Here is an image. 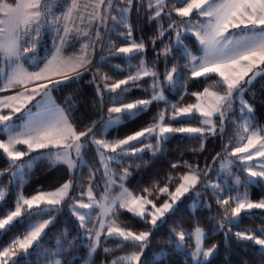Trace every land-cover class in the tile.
Returning a JSON list of instances; mask_svg holds the SVG:
<instances>
[{
	"label": "snow or ice",
	"instance_id": "1",
	"mask_svg": "<svg viewBox=\"0 0 264 264\" xmlns=\"http://www.w3.org/2000/svg\"><path fill=\"white\" fill-rule=\"evenodd\" d=\"M183 6L175 7L173 11L179 18H189L182 24L177 25L175 20L169 24V28L177 29L175 32L177 43L182 44L181 31L191 33L200 46L202 55H194L187 46L184 47L183 56L187 59L184 68L188 69L187 79L205 78L212 76L218 77L210 87H205L202 92H193L196 103L186 106L173 104L172 113L167 117L166 111L158 113L157 117L148 127H145L135 133L126 136L123 139L109 141L104 138L92 139V143L97 147V153L100 156L101 163L105 169L107 177L105 194L100 200L93 195L91 181L94 179V173H90L89 186L86 193L82 192L81 197L87 195V202L78 199L72 206L73 215L80 221V227H86V215L81 214L78 209H91L94 206L100 208V214L97 218V226L88 229L91 244L89 245V256H92L100 246L101 236L106 234V238L117 239L123 246L124 242H130L133 246L141 249L139 253L132 252L124 256H119L111 261V264H143L141 257L144 255V249L148 247L151 231L134 232L126 228L119 221L118 211L120 209L134 214L152 226H156L164 214L173 208L176 200L184 193L194 189L199 183L200 171L189 172L180 177V183L175 189V193H170L171 203L165 201L157 206L152 199L148 197L152 193L144 189L146 195H134L124 186L123 181L130 175L128 169H124L119 174V191L115 194L110 189L116 185L115 173H112L108 167V162L114 160L116 156L106 155L113 153L116 155L137 154L143 152L145 148H154L153 154L159 152L162 141H166L173 134H195L199 137L206 135H217V132H223V123L226 111L231 110L233 101L240 96L241 111L248 114L233 140L236 146L232 147V140L223 145L225 158L221 163V169L229 170L231 166L239 161L244 165L243 170L247 172L250 178H260L264 180V128H258L252 123L254 109L243 100L245 86L251 84L255 76L264 73V0H177ZM128 8H116L113 0H71L67 10L62 16H53L48 5V0H18L15 6L0 3V13L4 18L0 19V92H7L12 89L22 88L23 91L14 95L0 97V133L4 137L0 138V155H4L9 161V168L15 169L12 175H16L30 161H23L25 156L39 150H49L50 158L57 162L64 163L69 170L76 168V162L73 159V153L77 159L81 157V150L85 146L82 138L88 137L92 133L89 127L83 131H77L70 114L64 108L55 104L51 99L50 85L58 84L63 80L79 78L82 71L87 70L90 63L88 49L91 43H85L81 46V53L75 57L65 58L62 53V46L66 38L73 33L91 42V25L99 20L103 22L108 14L115 10L119 15L111 16V19L119 25H122L126 31V43L123 46L116 47L112 45L110 54L115 56H124L131 59L140 57L145 52L143 41L137 42L132 37L131 24L128 21V12L132 0H127ZM168 6V0H148V8L151 13V19L161 17ZM171 16V12L167 13ZM203 18L191 19L193 15ZM52 16L50 20L49 17ZM52 24L57 26V39L60 44L56 47L51 59L47 61L43 68L38 71H29L23 63V57L34 50L36 41L40 35L42 27ZM84 25L85 27H81ZM161 31L160 35H163ZM96 39L99 40L100 34L97 30ZM171 49L165 50V55ZM252 74L251 76L249 74ZM71 74V75H70ZM180 74V67L173 64L171 69H166L164 79L170 84L177 82V76ZM63 77V80H53V77ZM145 77L153 79V94L150 99H137L131 102H125L123 95L129 91L130 82L135 84L138 80ZM248 79H245V78ZM104 83V89L117 95L112 98L113 104L107 109L108 125L120 123L124 117L134 118L138 113H142L154 101L165 100L162 91L159 88V74L154 68L149 67L147 62L140 58L135 70L126 78L108 83L111 77L104 75L101 77ZM95 80V77H93ZM29 85H34L29 88ZM119 90V91H118ZM97 94L102 97V92L97 86ZM41 96L38 102L39 110L33 113L28 105ZM7 110V111H5ZM23 114L25 120L23 124L17 126L14 123V115ZM113 114H118L113 116ZM199 116L201 126L190 125V120H183L184 117ZM214 118L220 120V128ZM172 121H180V126H175ZM154 137L155 146L146 144L143 147H137L133 142L142 144L144 139ZM26 146L21 150L18 146ZM51 149H56L55 153ZM203 150V144H201ZM235 157L236 161L227 159ZM220 153H217V157ZM255 158H261L257 167L255 164H249ZM215 159V158H214ZM20 163H17V162ZM178 165L173 164L176 168ZM191 168V165H188ZM206 174V173H205ZM4 171L0 170V176ZM171 180V177L169 178ZM236 183L240 184L239 177ZM214 189H221L219 184L209 183ZM73 187L71 180L63 183L58 189L52 192L40 191L30 197L20 194L16 197L12 208L0 216V232L7 233L15 223L25 217L41 216L50 214L56 205H60L69 198V192ZM160 193H167V186L159 188ZM199 195V193H197ZM6 199V193L0 189V202ZM217 203L224 210L223 221L219 228H225V222L228 225H234L242 214L250 213L253 210H264V199L253 201L247 191L238 194L235 197L228 196L217 197ZM151 206V208H149ZM150 217V219H148ZM52 223L50 219H41L39 222L30 225L29 230L22 238L12 239L7 246L0 248V264H21L20 257L27 254L28 250L40 240L42 234L48 225ZM231 231V227L228 228ZM94 233V236L92 235ZM227 235V233H226ZM178 238L177 247H181L186 238V233L180 231L175 233ZM238 240L250 241L264 249V229L243 230L235 232ZM194 239V251L191 253L194 259L203 257L206 261L217 250L216 245L205 249L203 247L205 240L204 230L197 226L188 236ZM105 252L110 251L105 248ZM163 255V250L161 251ZM56 264H60L59 261ZM87 264H91L88 261Z\"/></svg>",
	"mask_w": 264,
	"mask_h": 264
},
{
	"label": "trees",
	"instance_id": "2",
	"mask_svg": "<svg viewBox=\"0 0 264 264\" xmlns=\"http://www.w3.org/2000/svg\"><path fill=\"white\" fill-rule=\"evenodd\" d=\"M6 1L14 2L15 0ZM113 4L116 8L129 7L127 0H113ZM173 5L175 7L183 6L177 0H168L165 13H162L159 18L151 19L148 0H132L130 11L127 14L132 30L131 39L137 42L143 41L145 52L140 57L131 59L130 63L124 56L110 54L112 45L123 46L127 40V30L111 19L113 15L119 19L115 10L111 11L103 22L97 20L91 25V42L77 33L69 36L67 47L78 52H81L82 44L91 43V47L88 49L89 59L91 57L90 63L79 78L60 79L63 82L50 85V88L55 102L70 114L77 131L91 127L92 133L88 137L92 135L101 138L106 136L112 140L123 139L151 125L161 111H166L167 117H170L173 104L182 107L196 103V99L191 93L202 92L205 87H210L212 82L218 79L215 76L208 79L186 78L188 69L183 67L187 64V59L183 56V47L190 48L194 55H199L201 50L195 37L190 33L183 34L182 44L174 43L177 29L169 28V24L172 20L178 23L183 22L186 18L177 17L173 11ZM168 12H171V16L167 14ZM81 27L85 26L81 25ZM97 30L100 34L99 40L95 36ZM161 31H163V35H160ZM166 49H171L167 55H165ZM140 58L144 59L149 67L154 68L159 74L157 90L162 91L165 100L154 101L146 111L138 113L134 118L124 117L118 125L105 132V124L109 116L107 109L112 106V98L117 94L104 89L105 81L101 77L104 75L111 77L108 83L124 79L135 70ZM173 64L180 67V74L177 76V82L170 84L164 79V75L166 69H171ZM152 84L151 77L138 80L135 84L130 82L129 91L123 95L122 99L125 102L150 99L153 94ZM98 85L103 94L102 97L97 94ZM238 104L234 110L235 115L225 118L224 131H218L215 136L199 137L195 134H173L166 141L160 143L161 150L155 155L153 154L154 148H145L143 152L134 155H124L120 165L127 166L130 172L124 181L125 187L134 195H146L144 189H148L152 193L148 198L156 204H162L170 198L169 194L175 191L181 182L180 177L189 171L199 170L203 179L206 177L216 179L220 175L221 159L225 157L223 145L232 140L231 146H236L233 136L242 124V111ZM254 105L257 120L264 122V88L258 89ZM199 119L198 115L183 118L185 121L190 120V125H200ZM216 122L219 130L220 120L217 118ZM172 123L175 126H180V121H172ZM185 126H189V124H185ZM133 144H136L137 147H143L146 144L155 146L156 140L151 137L144 139L143 145L137 142H133ZM201 144H203V150H201ZM217 153H220L218 158H216ZM92 164L94 179L91 181V186L98 193L104 192L107 181L105 172L99 161H93ZM173 164L178 166L173 168ZM188 165L192 167L189 168ZM237 168L236 172L243 177L244 182L236 186L230 185L229 188L247 191L253 201L264 199V182L262 180H259V183L248 182L243 164L240 163ZM0 170L4 171L2 182L10 188L6 199L0 202V216L12 208L16 197L21 193L25 197H30L40 191L57 189L69 180L73 182L72 195L52 210L55 220L48 227L40 243L27 255L20 257L21 264H41L43 261L52 259L55 251L61 255L62 264H83L85 261H91V264H103L110 262L116 254L141 251L130 242H124L123 246H118L120 242L117 239L109 238L103 240L97 251L89 256V245L85 242L83 228L80 227V221L73 215L70 208L71 200L81 198V195L75 190L79 188L85 190L89 184V176L92 172L87 164L81 167L80 172L70 171L66 164L56 162L50 158L48 153L41 154L34 159L33 166L26 167L24 177L18 178L12 183V169L9 168V161L4 155H0ZM81 174L84 175L81 182L85 181L86 184L78 183ZM230 180L231 178H229ZM165 186L168 187L169 192L160 193L159 188ZM204 194V202L194 210L189 204L191 195H187L156 226H152L145 219L126 210L118 211V222L126 228L136 232L148 230L152 233L149 237L148 247L141 257L143 264H194L192 256L189 254V249L194 247V239H189L188 236L197 226L206 230L205 246H217L216 254L199 264H264V250L259 245L250 241L238 240L235 236L237 231L229 232L227 222H225L224 229L219 228L220 222L223 221L224 210L217 203V197L225 198L222 191L209 187ZM207 200L210 202L209 205L205 204ZM35 217V215L25 217L15 223L7 233L0 232V248L7 246L14 238H22L28 230L31 220ZM231 227L240 231L254 229L259 234V230L264 229V210L257 209L242 214L240 220ZM176 231L186 233V243L189 248L182 250L176 248ZM105 248L110 251L105 252ZM162 250L163 255L157 257V253H161Z\"/></svg>",
	"mask_w": 264,
	"mask_h": 264
},
{
	"label": "rangeland",
	"instance_id": "3",
	"mask_svg": "<svg viewBox=\"0 0 264 264\" xmlns=\"http://www.w3.org/2000/svg\"><path fill=\"white\" fill-rule=\"evenodd\" d=\"M17 2H18V0H16V2H9V1H6V0H0V3H6V4H9V5H12V6H15V4H16ZM3 18H4L3 13H1L0 19H3ZM187 19H189V18H186L185 20H187ZM191 19L193 20V22H195L196 19H203V18L197 17V16H195V14H194L193 17H192ZM183 22H184V21H183ZM183 22H178L177 25L182 24ZM184 33H188V32H183V31H181V40H182V41H183V34H184ZM190 34H191V33H190ZM68 39H69V37L66 38V42H65L64 45L62 46V53H63V56H64L65 58L78 56L81 52H78V51L74 50V49L71 48V47H67ZM85 43H88V42H85ZM85 43H84V44H85ZM174 43H177V41H176V37H175ZM178 44H180V43H178ZM81 46H82V45H81ZM90 47H91V46H90ZM187 48H188V47H187ZM183 49H184V47H183ZM188 49H190V48H188ZM88 53H89V51H88ZM199 55H202V51H201V53H199ZM27 57H28L27 55L23 57V63H24V66H25L29 71H38L40 68H33V67H31L30 64H29L28 61H27ZM90 59H91V57H90ZM1 66H2V65H1ZM43 67H44V66H43ZM43 67H41V68H43ZM249 75L251 76L252 74L250 73ZM57 79H63V77H56V76L53 77V80H57ZM245 79H248V78L246 77ZM257 84H258V86H257ZM33 86H34V85H29L28 87L31 88V87H33ZM260 88H261V89L264 88V73H261V74L256 75V76H255V79L252 80L251 84L245 86V91L243 92V100H245V101H246V102H247V103H248V104L254 109V113L252 114V115H253L252 123L255 124L258 128H264V122L258 121L257 118H256V116H255V105H254V99H255L256 96H257L258 89H260ZM21 91H23L22 88H16V89H12V90L7 91V92H0V97H2V96H6V95H14L15 93H17V92H21ZM50 95H51V99L55 102V99H54V97H53V95H52V92L50 93ZM240 99H241L240 96H237V97L234 99V101H233V106H232L231 110L226 111L225 118H227V117H229V116H232V115H235L234 110H235L236 105L238 104V102H239L238 105H239V107H240V109H241V102H240ZM40 101H41V96H37V97H36V100H34L31 104L28 105V108H29L33 113H35L36 111L39 110V108H38L37 105H38V102H40ZM55 104H57V103L55 102ZM57 105H59V104H57ZM59 106L62 107L61 105H59ZM62 108H63V107H62ZM5 111H7V110H5ZM116 115H118V114H115V115H113V116H116ZM247 117H248L247 112H246V111H243V112L241 113V119H242V122H243L245 119H247ZM225 118H224V120H225ZM123 119H124V118H123ZM214 119H215V122H216V119H217V118H214ZM24 120H25V116H24L23 114H15V115H14V123H15L17 126L23 124ZM122 121H123V120H122ZM118 124H119V123H118ZM118 124H115V125H111V126H109V125H108V120H107V121H106V124H105V129H104V131L107 132V131H109L112 127H114V126H116V125H118ZM216 125H217V122H216ZM189 126H194V127H196V126H201V125H198V124L195 125V124H193V125H189ZM219 126H220V125H219ZM0 138H6V137H4L3 133H0ZM93 138H95V139H100L101 137H95V136H92V135H91L90 137L82 138V139H84V141H85V146H84V147L82 148V150H81V157H80V159H77L76 156H75V153H73V159L75 160L76 165H77L76 168L73 169V171H78V172H80V171H81V167H83V165L87 164V167H88L89 170L93 173V171H92V170H93V169H92V168H93V164H92V162H93V161H96V162L99 161L100 165L102 166V170L105 172V169H104V167H103V165H102V163H101L100 156H99L98 153H97V147H96L95 144L92 143V139H93ZM102 138L107 139V140H109V141H115V140H112V139H110V138H108V137H106V136H104V137H102ZM18 147L21 148V150H24V149L26 148V146H23V145H20V146H18ZM56 151H57L56 149H51V152H52V153H55ZM45 153H48V154H49V150L45 149V150L34 151V152L30 153L29 156H25V157L23 158V161H30V163L26 164L25 167H23L19 172H17V174H16L15 176L12 175V183L14 182V180H16V179H18V178H22V177H24V173H25V169H26V167H27V166H29V167L33 166V165H34V159H35L37 156H39V155H41V154H45ZM106 155H114V156H116V158H115L114 160L108 162V167H109V169L111 170L112 173H115V174H116V176L114 177V179H116V185H114V186L112 187V189H110V190L112 191V193L115 194L116 192L119 191V187H118V186H119L120 180L118 179V176H119V174H121V173L123 172L124 169H128V168H127V166H122V165H120V164L123 162V156H124L123 154H121V155H116V154H113V153H106ZM224 158H225V157H224ZM224 158H223V159H224ZM223 159H221V162H220V171H219L220 175H218V176L216 177V179H213V178H211V177H206L205 179H203L202 176L200 175L199 183L196 185V187H195L194 189H191L189 192L184 193L183 196H180V197L176 200V202L173 204V208H172V210H174V209L176 208L177 204L180 202V200H182V199H183L184 197H186L187 195H191V197H190V201H189V202H190V203H189V204H190V207H191L193 210L196 209L197 206L201 205V204L204 202V195H205L204 192L206 191L207 188L211 187V186H207V185H209L210 182L213 183V184H219V185L221 186V189H220V190L222 191V194L225 195V198H227L228 196L235 197V196H237L238 194H242V193H244L245 191L231 190V189L229 188L230 185H232V186H236V185H240L242 182H244L243 177H242L240 174H238V173L236 172V170L238 171V168H237V167L240 166V162H239V161H236V158H235V157H230V156H229V157H227V159L234 160V161H236V162L231 166L230 171H229V170H223V169H221V163H222ZM56 162H57V161H56ZM260 162H261V158H255L254 161H252V162H248V163H249V164H255V165L258 167ZM17 163H20V162L18 161ZM97 164H98V163H97ZM243 166H244V165H243ZM13 171H15V169H12V170H11V172H13ZM189 172H195V171H189ZM189 172H188V173H189ZM83 176H84V175H82V174L79 176V180H78V183H79V184H86L85 181L81 182V178H82ZM231 176H232V177H231ZM105 177H106V176H105ZM237 177H239V179H240V181H241L240 184H237V183H236V178H237ZM1 178H2V176H0V189H3V190L5 191V193H6V196H7L8 193H9V191H10V188L7 187V186L2 182ZM229 178H231L230 181H229ZM106 179H107V177H106ZM247 180H248V182L259 183V180H261V179L258 178V177H257V178H250V177L248 176V174H247ZM124 181H125V180H124ZM124 181H123V183H124ZM262 181L264 182V180H262ZM88 186H89V184H87L85 190H81V188H79V189H77V190H75V191H77V192L81 195L82 192H85V193H86ZM124 186H125V185H124ZM57 189H58V188H57ZM73 189H74V187H72V189L70 190V192H69V197L72 195V192L74 191ZM92 189H93V188H92ZM55 190H56V189H54V190H50V191H44V192H52V191H55ZM245 190H246V189H245ZM172 193L174 194L175 191H173ZM197 193H199V195H197ZM21 194H22V193H21ZM104 194H105V190H104V192L98 193L97 191H95V190L93 189V195L96 197L97 200H100L101 197H102ZM78 199H83L84 202H87V195H84L83 197L78 198ZM78 199H73V200H71V202H70V208H71V210H72V206L75 204V202H76ZM149 199H150V198H149ZM166 201H168V202L171 203V199H170V198H169L168 200H166ZM153 203H155V202L153 201ZM155 204H156V203H155ZM162 204H163V203H162ZM162 204H156V205H157V206H160V205H162ZM205 204L209 205V204H210L209 200H207ZM56 206H57V205H56ZM56 206H55L54 208H56ZM149 208H151V206H149ZM172 210L166 212V213L164 214V216H163L160 220L157 221V223L160 222L161 220H163V218L166 216V214L169 213V212H171ZM78 211H79L81 214H85V215H86V227L83 228V232H82V233H83L84 238L86 239L85 242H86L88 245H90V244H91V239H90V234H89V232H88V229H91V228H93L94 226H97V227H98V224H97V218H98V216H99V214H100V208H99L98 206H94V207L91 208V209H78ZM149 218H150V217H149ZM240 218H241V217H240ZM240 218H239V220H240ZM41 219H50V220H52V222H53V221L55 220V214H53V213H52V210H51L50 214H48V215L36 216L35 218H33V219L31 220L30 225L39 222ZM239 220H238V221H239ZM238 221L234 222V224L237 223ZM50 224H51V223H50ZM50 224L48 225V227L50 226ZM30 225H29V227H30ZM48 227L45 229V231H44V233L42 234L40 240H39V241L33 246V248H31V249L28 250V253L30 252V250H33L34 247L40 243V241H41V239L44 237V235H45V233H46ZM199 227H201V226H199ZM229 227H231V225H228V226H227V228H229ZM201 228H202V227H201ZM202 229L204 230V232H205V237H206V234H207V233H206V230H205L204 228H202ZM28 230H29V228H28ZM28 230H27V231H28ZM233 230L240 231L239 229H233V228L231 227V231H233ZM27 231H26V232H27ZM132 231H134V230H132ZM147 231H148V230H147ZM134 232H136V231H134ZM178 232H180V231H176V233H178ZM92 235L94 236V233H92ZM106 239H109V238H106V234H105V235H102V236H101L100 243H101L103 240H106ZM175 243H176V248H177L178 250H182V249H185V248H189L188 244L186 243V238H185V241L183 242V245H182L181 247H177V243H178V238H177V237H176V239H175ZM148 244H149V240H148ZM203 247H204L205 249L210 248V247H206V246H205V240H204ZM260 248H261V247H260ZM145 249H147V247H146ZM145 249H144V250H145ZM261 249H262V248H261ZM144 250H143V251H144ZM189 250H190V251H189V254L191 255V253L194 251V247H193V248H190ZM262 250H264V249H262ZM139 252H140V251H139ZM139 252H137V253H139ZM216 252H217V250H216ZM216 252H215L211 257H209L207 260H209L210 258H212V257L216 254ZM28 253H27V254H28ZM27 254H22L21 256H25V255H27ZM127 254H129V253H120V254H116V255H114V256L112 257V260H113V259H116V258L119 257V256H124V255H127ZM160 255H161V253H157L156 256L159 257ZM191 256H192V255H191ZM192 259H193L194 264H198L197 259H194L193 257H192ZM112 260H111V261H112ZM57 261H59L60 264H62V257H61V255L58 254V253L55 251V255H54V257H53L52 259L47 260V261H43L41 264H56ZM111 261H110V262H105V263H103V264H111ZM203 261H205L204 258H203V257H200V258H199V263H200V262H203ZM10 262H11V261H10ZM87 262H88V261H85L83 264H87Z\"/></svg>",
	"mask_w": 264,
	"mask_h": 264
},
{
	"label": "built area",
	"instance_id": "4",
	"mask_svg": "<svg viewBox=\"0 0 264 264\" xmlns=\"http://www.w3.org/2000/svg\"><path fill=\"white\" fill-rule=\"evenodd\" d=\"M70 2L71 0H48V5L53 16H62ZM49 19L51 20L52 16ZM56 27L52 24L42 27L34 50L27 54V61L31 67L41 68L51 59L56 47L60 44L57 37L63 35V32L57 33Z\"/></svg>",
	"mask_w": 264,
	"mask_h": 264
},
{
	"label": "crops",
	"instance_id": "5",
	"mask_svg": "<svg viewBox=\"0 0 264 264\" xmlns=\"http://www.w3.org/2000/svg\"><path fill=\"white\" fill-rule=\"evenodd\" d=\"M14 2H16V0L14 1ZM0 16H1V13H0ZM2 65V62H1V64H0V66Z\"/></svg>",
	"mask_w": 264,
	"mask_h": 264
}]
</instances>
